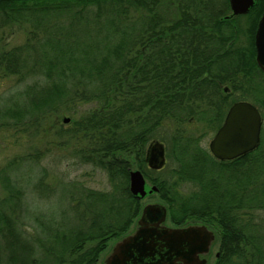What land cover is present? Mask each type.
I'll return each mask as SVG.
<instances>
[{"label":"trees","instance_id":"obj_1","mask_svg":"<svg viewBox=\"0 0 264 264\" xmlns=\"http://www.w3.org/2000/svg\"><path fill=\"white\" fill-rule=\"evenodd\" d=\"M263 11L264 0L246 15H233L229 0H0V83H23L0 99V133L40 131L53 116L94 104L66 132L78 139L80 164L105 172L110 186L48 182L45 174L35 190L59 196L64 208L35 210L21 182L30 181L24 165L41 155L14 158L0 176V264H97L142 212L130 189L135 169L158 187L174 224L198 218L231 228L225 235L237 239L219 264H264V133L256 149L220 160L185 128L204 121L218 129L248 96L264 110L255 44ZM7 28L23 30L24 42L8 48ZM226 89L243 96L232 99ZM168 121L176 125L175 165L161 177L146 154Z\"/></svg>","mask_w":264,"mask_h":264},{"label":"water","instance_id":"obj_2","mask_svg":"<svg viewBox=\"0 0 264 264\" xmlns=\"http://www.w3.org/2000/svg\"><path fill=\"white\" fill-rule=\"evenodd\" d=\"M229 1L233 15L247 14L255 3V0ZM255 44L257 62L264 71V11L258 22ZM69 121V117L64 118V122ZM262 127L260 109L250 101H236L210 143L211 152L220 160L244 155L258 147ZM166 161L164 143H153L148 155L149 166L160 170ZM146 187L144 173L140 169L132 170L131 192L141 200L148 192L158 191L156 185L149 190ZM167 210V206L160 203L146 205L136 232L120 239L104 264H167L174 257H197L196 254L206 247V243L209 246V236L203 239V228H170L164 225Z\"/></svg>","mask_w":264,"mask_h":264},{"label":"rangeland","instance_id":"obj_3","mask_svg":"<svg viewBox=\"0 0 264 264\" xmlns=\"http://www.w3.org/2000/svg\"><path fill=\"white\" fill-rule=\"evenodd\" d=\"M242 23V33L240 34L239 44L245 45L248 44V35L245 33L247 30V18L242 17L240 19ZM6 29V46L8 48L13 47L17 44L23 43L25 40V33L23 30H12ZM0 32V36H1ZM23 86L22 84L18 85L16 77H10L4 79L0 83V99L3 96H6L11 91L18 89ZM226 93H232V99L242 98V93L237 90H227ZM229 93V94H230ZM239 100H248L254 103L253 98L248 96L247 99ZM255 104V103H254ZM94 104H85L81 105L78 108V114L74 115L71 113H64L62 115L53 116L48 120V122L43 126L40 131H29L21 135L10 136L0 133V176L4 174V170L7 168L9 163L14 159L28 154H39L41 155L38 161H30L25 166L27 170L26 175L30 176V181H22L24 187L27 188L28 195L27 199L30 202L32 209L35 210H49L57 211L60 208H64L65 201L59 196L50 198L47 196L39 195L38 191L35 190L34 185L41 179L45 174H47L48 182L62 181L65 178H79L83 180L89 186L95 188L109 189V181L105 172L96 169L92 165L80 164L79 160L73 154V149L75 143L78 141L71 133L66 130H70L74 127L73 121L75 117H78L80 113L89 110ZM258 106V105H257ZM259 107V106H258ZM261 113L263 117V127L262 134L264 133V110L261 108ZM69 117V122H64V118ZM176 125L174 122L168 121L164 123L160 129L155 133L153 138H151L152 143L157 141L163 142L166 149V164L165 167L156 172V175L161 177L168 176L171 173L172 167L175 163L169 157V146L170 139L175 131ZM185 128L191 132L198 135H201V143L204 147L209 148L210 141L214 137L217 129L211 126L209 123L204 121H194L185 124ZM262 138V135H261ZM46 172V173H45ZM19 175L18 173H16ZM24 174V173H23ZM67 176V177H66ZM184 187L186 190L191 188V183H187ZM55 188V187H54ZM6 195V190L3 187V184L0 180V197ZM156 203H165L159 193H151L142 199V206L148 204ZM195 220V218L191 219ZM136 219L131 225L130 229L124 234L123 237L135 233L137 229ZM171 223V222H170ZM123 237H115L111 239L107 248L101 253L100 258L97 264H104L106 258L112 252L115 244L122 239Z\"/></svg>","mask_w":264,"mask_h":264},{"label":"flooded vegetation","instance_id":"obj_4","mask_svg":"<svg viewBox=\"0 0 264 264\" xmlns=\"http://www.w3.org/2000/svg\"><path fill=\"white\" fill-rule=\"evenodd\" d=\"M232 14H233V12H232ZM240 15H246V14H240ZM208 102H211L212 103L211 107H214V109H216L213 98L209 99ZM230 107H229V109H230ZM229 109H228V111H229ZM228 111H227V113H228ZM213 112L214 111H209L210 115H208V113H207L205 119L208 120L210 118V116L213 114ZM219 128L217 129V131L219 130ZM211 141H210V143H211ZM152 144H153L152 141H150L149 144H148V147H147V154H146L147 167L149 169H152L149 166V162H148V155H149V152H150ZM208 149L211 151L210 144H209V148ZM152 170H155V169H152ZM160 170H155V171L158 172ZM153 185L154 184L148 182V180H147V187H146L147 190H149ZM152 193H158V191L152 192ZM149 194H151V193L148 192L146 194V196L149 195ZM162 204L166 205L165 203H162ZM166 206H167L168 210H167L166 219H165V221L163 223L164 225H166V226H168L170 228H187V227H190V226H194V227H197V228H203L202 231H201V232H203V234H202L203 235V239L205 240L206 236H209V238H208L209 246H207V243L205 242L206 243V247L203 248L202 251H200L199 253L196 254L197 257H194V258L174 257L167 264H219L220 262L223 261V259L225 257V250H224L225 247H226L225 245L229 246V244L235 242L236 239H237V235H235L234 233H228L227 235H225V230L226 229L231 230V228H225L224 226L215 224L212 221H207V220L198 219V218H195V220L189 219V220H187L186 222H184L182 224H174L172 222L171 218H170V215H169L168 205H166ZM144 207H143V209H144ZM143 209H142V212H141L140 216L137 219L138 220V222H137L138 226H139V220H140V218L142 217V214H143ZM138 226H137V228H138Z\"/></svg>","mask_w":264,"mask_h":264}]
</instances>
